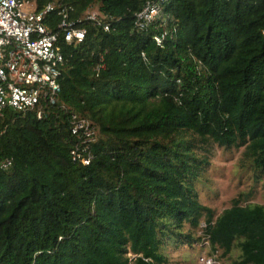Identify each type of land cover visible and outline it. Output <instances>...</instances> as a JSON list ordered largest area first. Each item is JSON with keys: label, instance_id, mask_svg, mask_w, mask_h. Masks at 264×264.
<instances>
[{"label": "trees", "instance_id": "1", "mask_svg": "<svg viewBox=\"0 0 264 264\" xmlns=\"http://www.w3.org/2000/svg\"><path fill=\"white\" fill-rule=\"evenodd\" d=\"M34 1L110 29L82 19L84 39L60 41L51 113L0 115V264H167L179 248L264 264V205L215 214L198 190L211 144L242 148L264 186V0H165L141 29L157 0ZM73 113L95 128L88 164L71 156Z\"/></svg>", "mask_w": 264, "mask_h": 264}, {"label": "built area", "instance_id": "2", "mask_svg": "<svg viewBox=\"0 0 264 264\" xmlns=\"http://www.w3.org/2000/svg\"><path fill=\"white\" fill-rule=\"evenodd\" d=\"M164 1L148 3L137 12L135 26L145 28L156 20L162 24L161 4ZM50 13L59 17L54 30L45 21ZM82 19L94 22L104 31L110 29V17L98 10L87 11L77 18L67 7L54 2L38 9L34 0H0V115L6 107L24 114L33 112L37 118L52 112L58 103L59 78L65 62L60 41L80 43L86 33L79 24ZM164 35L165 32L155 34L153 39L159 44ZM70 121L71 132L79 140L71 150V156L88 164L95 128L87 118L74 113ZM197 262L221 264L208 253L198 254Z\"/></svg>", "mask_w": 264, "mask_h": 264}, {"label": "rangeland", "instance_id": "3", "mask_svg": "<svg viewBox=\"0 0 264 264\" xmlns=\"http://www.w3.org/2000/svg\"><path fill=\"white\" fill-rule=\"evenodd\" d=\"M242 148L223 149L211 144L205 156L208 167L198 183L199 197L202 204L209 206L215 214L231 205L232 199H238L242 205L263 204L264 186L262 182H254L251 173L241 166L239 161ZM200 235V233H197ZM208 253L198 248H179L168 251L167 264H199L198 254ZM237 252L232 253V258ZM231 259L221 258V264H231Z\"/></svg>", "mask_w": 264, "mask_h": 264}]
</instances>
